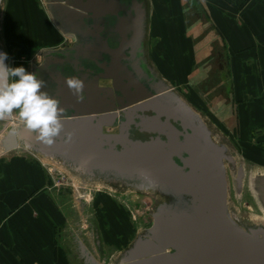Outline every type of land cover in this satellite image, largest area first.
<instances>
[{
	"label": "water",
	"instance_id": "water-1",
	"mask_svg": "<svg viewBox=\"0 0 264 264\" xmlns=\"http://www.w3.org/2000/svg\"><path fill=\"white\" fill-rule=\"evenodd\" d=\"M49 2L60 28L82 40L68 51L46 52L40 67L57 84L53 98L64 109V127L48 145L21 122L5 136V151L54 157L89 181L158 193L163 202L151 214V227L125 250L120 264H264V223L242 225L229 211L227 147L214 140L199 114L163 80H146L126 64V48L142 36L145 0L140 1L142 13L129 0ZM119 11L125 13L117 25L123 41L115 50L103 49L111 56L104 61L102 25L89 26V13L96 20ZM89 35L98 39L96 44L89 46ZM0 52L5 53L1 45ZM86 59L107 72L104 77L113 87L77 75L84 83V98L78 101L66 85L62 65L81 68ZM120 116L119 132H105ZM133 125L151 137L133 138ZM261 200L264 207V187Z\"/></svg>",
	"mask_w": 264,
	"mask_h": 264
},
{
	"label": "rangeland",
	"instance_id": "rangeland-1",
	"mask_svg": "<svg viewBox=\"0 0 264 264\" xmlns=\"http://www.w3.org/2000/svg\"><path fill=\"white\" fill-rule=\"evenodd\" d=\"M249 1L251 3V0H146L144 42L147 58L159 75L168 80L169 88L199 114L214 140L227 147L230 157V161H225L228 207L242 225L264 223L261 200L264 187V93H255L252 99H244L240 87L233 81L236 67L241 73L240 83L244 80L246 4ZM257 2L264 4V0H253V3ZM47 5V0H2L0 45L8 55V66H23L30 71L34 64L41 62L43 52L67 40L66 33L57 27ZM218 12L222 28L213 19ZM230 20L235 25L233 31L225 26ZM8 21L15 22L16 26L28 23L31 28L40 27L43 21L46 29L42 35L46 39L39 42L35 35L32 36L33 31H22L12 38L14 31H8ZM176 23L180 24L176 30L184 33L190 48V59L185 60L184 70L177 68L164 50L159 32L162 26ZM226 35L241 39L239 41L243 44H239L237 51H230ZM15 37L19 40H14ZM171 46L167 48L171 49ZM19 123L21 121L15 115L0 121V155L6 152L5 136ZM39 157L51 170L54 199L66 216L61 235L63 253L68 259L66 263L120 264L125 250L151 227V214L163 198L152 191L89 181L64 164L61 167L54 159L46 161Z\"/></svg>",
	"mask_w": 264,
	"mask_h": 264
},
{
	"label": "crops",
	"instance_id": "crops-1",
	"mask_svg": "<svg viewBox=\"0 0 264 264\" xmlns=\"http://www.w3.org/2000/svg\"><path fill=\"white\" fill-rule=\"evenodd\" d=\"M259 3L251 0L246 4L244 57L247 64L242 83L240 70L236 67L233 71L234 84H238L244 99H252L255 93H264V4ZM255 12L259 14L255 15ZM215 14L213 19L222 28L219 12ZM8 23V31H14L12 38L22 31H33L32 36L35 35L39 42L46 39L42 35L46 29L43 24L31 28L28 23L26 26L18 24V27L15 22ZM233 24L230 20L225 26L233 31ZM179 27L178 23L164 25L159 32L163 37L164 50L177 68L184 70L185 60L190 59V48L184 33L176 30ZM226 38L231 52L243 44L236 36L226 35ZM14 40L19 39L15 37ZM167 44L172 45L171 49ZM54 192L51 170L39 156L21 152L0 155V264H67L61 238L66 216L56 203Z\"/></svg>",
	"mask_w": 264,
	"mask_h": 264
},
{
	"label": "clouds",
	"instance_id": "clouds-1",
	"mask_svg": "<svg viewBox=\"0 0 264 264\" xmlns=\"http://www.w3.org/2000/svg\"><path fill=\"white\" fill-rule=\"evenodd\" d=\"M7 59V53L0 52V121L15 115L39 141L53 144L64 127L60 100L42 91L46 82L36 73L23 66L10 67L5 63ZM66 85L78 101L83 99L84 83L80 78L67 77Z\"/></svg>",
	"mask_w": 264,
	"mask_h": 264
},
{
	"label": "flooded vegetation",
	"instance_id": "flooded-vegetation-1",
	"mask_svg": "<svg viewBox=\"0 0 264 264\" xmlns=\"http://www.w3.org/2000/svg\"><path fill=\"white\" fill-rule=\"evenodd\" d=\"M48 1V8L50 9V12L52 14V7L53 6L49 0ZM131 4H136L135 6L138 7V11L142 13V10L144 12V25L142 27V36H140V38H136V42L129 48H126L127 52V56H128V60L126 61V64L128 65L130 70H133L135 74H137L139 76V73L141 76H143V78H145L146 80H152L151 77H155L156 79H161L166 83V80L164 78H162L159 73L156 71L155 66L153 65V63H151V61L147 58L146 53H145V48H144V42H145V29H146V19H147V4H146V0H145V6L143 7V9L141 10L140 8V1L143 2L144 0H129ZM55 11H57L55 9ZM125 13H123L122 11H119L118 14H107L104 16L99 17V19H94V16L92 13H89V26H93V24H101L102 25V29L100 30V36L103 40L106 41L107 45H100V49H102V56L104 61H109L111 60V56L109 53H107L106 51H103L104 48H106L107 50H115L117 48L120 47L122 41H123V37L120 34V32H118V23H119V17H122ZM136 14V9L132 10V15ZM53 18V15H52ZM54 20V18H53ZM44 21V20H43ZM43 21L41 22V25L43 24ZM54 22L56 23V20H54ZM45 23V22H44ZM57 27L63 31V29L60 28V26L56 23ZM64 32V31H63ZM96 34L99 36V32L97 31ZM67 40L64 41L60 46H57L51 50H47L45 52L42 53V60L41 62H37L36 64H34L31 67L30 72H36V74H38V77L40 78L42 75V79L46 82L49 81L50 84H48L46 82V86L44 88H42V91H46L48 92V94L52 97L55 96L56 93V89H57V84L53 82V79H51V77L49 76V74L44 73L45 69H40L41 66H43L44 64V58L43 55L46 52H54V53H58V52H65L68 51L69 49H71L73 46H75V44L79 43L80 41H82L80 38L73 36V35H69L67 34ZM131 35H128V38H131ZM98 41L97 38H93L92 35H89V46L96 44V42ZM82 66L81 68H74V66L70 63H65L62 65V74L65 77H72V76H77V75H81L84 78H88L89 80H93L94 78L97 79V83L99 85V87L102 88H112L113 87V82L112 80H108L105 79V75H107L106 71L102 68H100L99 66H97L95 63H93L92 60H83L82 62ZM139 72V73H138ZM89 73V74H88ZM53 82V83H52ZM126 84H128V81H125ZM83 98H84V94ZM124 120L123 116L118 117L117 119V124L113 127L110 128H106L105 132L107 133H111V134H115L119 132V124ZM130 134L133 138H141L143 140L145 139H149L151 137V135L147 134V133H140L139 129H137L134 125L131 127L130 130Z\"/></svg>",
	"mask_w": 264,
	"mask_h": 264
},
{
	"label": "bare ground",
	"instance_id": "bare-ground-1",
	"mask_svg": "<svg viewBox=\"0 0 264 264\" xmlns=\"http://www.w3.org/2000/svg\"><path fill=\"white\" fill-rule=\"evenodd\" d=\"M19 126H15L14 128L15 129H17ZM43 158L46 160V161H51L52 159H54V160H56V162H57V164L58 165H60L61 167H64V165H63V163L59 160V159H57V158H54V157H50V156H48V157H44L43 156Z\"/></svg>",
	"mask_w": 264,
	"mask_h": 264
}]
</instances>
